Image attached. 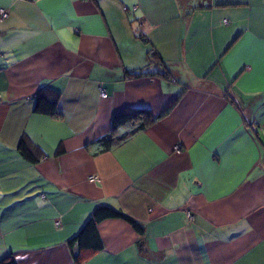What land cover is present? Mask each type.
<instances>
[{
	"label": "crops",
	"instance_id": "crops-1",
	"mask_svg": "<svg viewBox=\"0 0 264 264\" xmlns=\"http://www.w3.org/2000/svg\"><path fill=\"white\" fill-rule=\"evenodd\" d=\"M0 8V257L74 264L67 240L102 203L143 231L103 219V248L79 264H264V0ZM56 93L58 115L33 111ZM125 108L163 116L101 151ZM24 134L36 164L18 151Z\"/></svg>",
	"mask_w": 264,
	"mask_h": 264
},
{
	"label": "trees",
	"instance_id": "trees-1",
	"mask_svg": "<svg viewBox=\"0 0 264 264\" xmlns=\"http://www.w3.org/2000/svg\"><path fill=\"white\" fill-rule=\"evenodd\" d=\"M149 57L150 60L147 65L152 63L160 65L158 62H162V59L156 50L150 49ZM162 68V71L158 72V74L169 76V70L165 67ZM147 73L148 72H135L134 75L140 76ZM57 104V93L54 97L39 94L37 95V99L34 103L33 111L39 114L56 116L59 114ZM161 116H163V114L153 116L149 111L143 108H125L114 113L111 118V131L98 139L99 149L101 151L110 149L113 145L118 144L135 132L145 129L147 125L161 118ZM125 125H129L130 129L123 135L116 136L114 133L115 130L120 126ZM17 148L21 156L29 163L36 164L44 157L41 149L25 134L20 138ZM107 218H120L129 223L138 232L142 233L143 231L142 223L135 220L121 209L113 208L102 203L98 204L93 208L91 214L87 217L77 232L67 240V246L74 264H79L82 252H95L103 248V243L97 230V224ZM0 264H17V262L13 257L12 252H9L0 257Z\"/></svg>",
	"mask_w": 264,
	"mask_h": 264
},
{
	"label": "built area",
	"instance_id": "built-area-1",
	"mask_svg": "<svg viewBox=\"0 0 264 264\" xmlns=\"http://www.w3.org/2000/svg\"><path fill=\"white\" fill-rule=\"evenodd\" d=\"M7 15H8L7 10L4 9V8H0V17L1 18H5ZM99 92H100V96H102V97H105L106 96V93H105L104 89L100 88L99 89ZM88 179H89V181H95L96 180V177L92 175V176H89ZM187 215L190 216V213L187 212Z\"/></svg>",
	"mask_w": 264,
	"mask_h": 264
},
{
	"label": "rangeland",
	"instance_id": "rangeland-1",
	"mask_svg": "<svg viewBox=\"0 0 264 264\" xmlns=\"http://www.w3.org/2000/svg\"><path fill=\"white\" fill-rule=\"evenodd\" d=\"M179 149V146L178 145H175V150H178Z\"/></svg>",
	"mask_w": 264,
	"mask_h": 264
}]
</instances>
